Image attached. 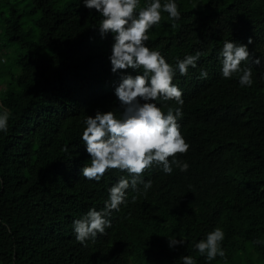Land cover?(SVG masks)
Returning <instances> with one entry per match:
<instances>
[{"label":"trees","instance_id":"obj_1","mask_svg":"<svg viewBox=\"0 0 264 264\" xmlns=\"http://www.w3.org/2000/svg\"><path fill=\"white\" fill-rule=\"evenodd\" d=\"M25 1L35 34L15 8L0 26V44L16 52L7 69L0 57V77L9 76L0 81V104L11 110L9 129L0 132V264H182L186 254L197 264H239L251 250L264 256V244L255 243L264 239V65H252L255 82L241 87L235 75H221L218 55L224 40L251 37L249 48L264 56V0H178L175 25L165 12L149 30V46L173 64L202 53L195 68L175 78L190 144L176 156L190 168L145 169L152 187L128 189L127 205L113 210L106 234L87 246L75 239L73 220L103 208L108 188L128 175L110 168L95 181L81 173L90 163L79 139L85 117L119 105L112 35L101 38L92 27L100 17L79 0ZM201 68L207 78L199 77ZM217 226L227 255L207 261L194 244ZM172 234L187 244L170 248Z\"/></svg>","mask_w":264,"mask_h":264},{"label":"clouds","instance_id":"obj_2","mask_svg":"<svg viewBox=\"0 0 264 264\" xmlns=\"http://www.w3.org/2000/svg\"><path fill=\"white\" fill-rule=\"evenodd\" d=\"M89 10H95L100 17L99 24L92 27L101 38L109 33L113 43L109 60L111 71L120 73V80L114 87L119 102L116 109H96L88 114L80 135L90 163L83 164L82 175L89 180L100 181L110 168L126 171L117 182L108 188L104 207H92L73 220L75 239L82 245L95 241L106 234L112 225L113 210L128 203V189L145 193L152 187V180H145L143 173L153 165L171 174L174 165L180 171H187L190 163L181 160L176 153H185L190 147L181 131L184 90L175 82L177 73L187 75L189 67L195 68L201 58V51L186 53L171 63L161 50L150 47L149 30L161 22L167 13L173 25L182 16L178 0H79ZM248 42L226 39L218 55L221 58V75L224 78H238L241 87H250L255 82L252 65H264V56H256ZM243 62V63H242ZM133 69V72L122 71ZM207 69L201 68L199 77L207 78ZM264 75V73H260ZM174 100L176 106L165 102ZM166 109V111H165ZM11 110L0 104V132H7ZM68 146L65 145V151ZM135 199V197H132ZM170 248L187 244V238L175 234L166 235ZM225 231L214 227L204 238L196 240L194 247L207 261L217 256L226 258L222 245ZM257 244L264 239L257 237ZM182 264H197V258L186 254Z\"/></svg>","mask_w":264,"mask_h":264},{"label":"rangeland","instance_id":"obj_3","mask_svg":"<svg viewBox=\"0 0 264 264\" xmlns=\"http://www.w3.org/2000/svg\"><path fill=\"white\" fill-rule=\"evenodd\" d=\"M25 0H0V26L3 21V17L7 16L11 13V9L15 8L17 11L21 12V18L23 22V26L26 29H34L32 34H35L36 27L33 25L34 15L31 13H26ZM1 30V28H0ZM2 35L0 33V39ZM16 52L14 51V45L6 44L2 46L0 44V57L4 60V63L1 64L5 69L12 67ZM9 77V76H8ZM6 76L0 77V81H7ZM239 264H264V256H257V252L255 250H251V253L245 254L243 253L240 257Z\"/></svg>","mask_w":264,"mask_h":264}]
</instances>
